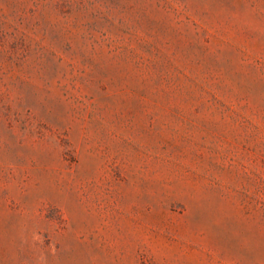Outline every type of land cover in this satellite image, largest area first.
Wrapping results in <instances>:
<instances>
[{"label":"rangeland","instance_id":"obj_1","mask_svg":"<svg viewBox=\"0 0 264 264\" xmlns=\"http://www.w3.org/2000/svg\"><path fill=\"white\" fill-rule=\"evenodd\" d=\"M0 264H264V0H0Z\"/></svg>","mask_w":264,"mask_h":264}]
</instances>
